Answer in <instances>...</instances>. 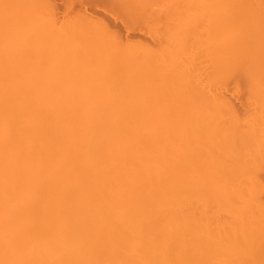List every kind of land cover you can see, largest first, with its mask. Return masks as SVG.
I'll use <instances>...</instances> for the list:
<instances>
[{
	"label": "bare ground",
	"instance_id": "obj_1",
	"mask_svg": "<svg viewBox=\"0 0 264 264\" xmlns=\"http://www.w3.org/2000/svg\"><path fill=\"white\" fill-rule=\"evenodd\" d=\"M166 1L0 0V264H264V0Z\"/></svg>",
	"mask_w": 264,
	"mask_h": 264
},
{
	"label": "rangeland",
	"instance_id": "obj_2",
	"mask_svg": "<svg viewBox=\"0 0 264 264\" xmlns=\"http://www.w3.org/2000/svg\"><path fill=\"white\" fill-rule=\"evenodd\" d=\"M133 1L136 3V5H137V2H138L139 4H144V5H145V1L147 2L148 0H145V1H144V0H133ZM143 1H144V3H143ZM154 1H156V0H153V1L150 0V1H148L147 3H148V5H149V4H150L149 2H153V3H154ZM158 1H159L158 3H159L160 5L156 2L157 5L154 3L156 6H153V4H152V5L150 4V5L153 6V7H151V6L149 5V6H147L148 9L154 11L153 8H155V9H156L155 11L157 12V11H158L157 9L159 8V10H161V12H162V9H163V8H162V5H165V4H163L165 0H162L161 2H160V0H158ZM168 1H169V0H167L165 3H168V4H169ZM36 2H37V1H36ZM36 2H34V4H35V6H36V8H37L38 10H40L41 8H43V3L41 4L40 2H37V3H36ZM58 2H59V3H58ZM64 2H65V1H64ZM64 2H63V0H59V1L57 0V6H58V8H59L58 10H59V11H62L63 13H64V12H67V11H64V10H68V9H66V7H65L66 4H65ZM147 3H146V4H147ZM161 3H162V5H161ZM34 4H33V5H34ZM64 4H65V5H64ZM75 4H77V5H79V6H77V5H75ZM75 4H74V6H75V7L77 6V8H78V7H79V8L82 7V8H80V9H84V8H85V5H86V4H81V5H80V4H78V3H75ZM59 5H60V6H59ZM72 6H73V5H72ZM86 6H87V5H86ZM88 6H89V4H88ZM88 6H87V7H88ZM158 6H159V7H158ZM160 6H161V9H160ZM170 6H172V5H168V6H167V10L170 8ZM64 7H65V8H64ZM156 7H158V8H156ZM163 7H164V11H165L166 14H169V13L172 12V16L176 15L175 13H173L172 10H171L170 12H167V11H166V6H163ZM168 7H169V8H168ZM62 8H63V9H62ZM70 8H73V7H70ZM77 8H76V9H77ZM73 9H74V8H73ZM76 9H75V10H76ZM80 9H77V10L79 11ZM68 11L70 12V10H68ZM164 11H163L162 13H164ZM168 11H169V10H168ZM62 12H61V13H62ZM69 12L67 13V15L69 14ZM70 13H71V14H69V15H72V14L75 15V14H77V12L74 11V10H73V12L71 11ZM159 13H160V11H158V13H157L158 16H157L156 18L159 17ZM162 13H161V14H162ZM59 14H60V12H59ZM73 15H72V16H73ZM169 15H170V14H169ZM160 16H161V15H160ZM165 16H166V15H165ZM165 16H162V17H163V22H162V19H161V18H160L161 21H159L160 19L158 20V21H159V23H158L159 26L155 24V23H156L155 19H152V21H151V22H152V25L155 24V25H156V28H158V29H160V28L163 29V28H164V31L167 30L166 26L169 25V24H173V22H172V19L170 20V17H169V16H167V18H165ZM61 17L63 18V14H61ZM73 17H74V16H73ZM213 18H214V16H213ZM166 19H167V21H165ZM173 19H174V18H173ZM59 20H61L60 15H59ZM156 20H157V19H156ZM168 21H169V24H167ZM161 22H162V24H163V23L166 24V26H165V27H164V26L160 27V23H161ZM153 23H154V24H153ZM155 25H154V26H155ZM144 36H145V35H142V37H144ZM164 38H165V37H163V39H164ZM164 41H165V39H164ZM236 76H237V75H236ZM226 77H227V76H225L223 79H225V80L227 79V80H228V81H227L228 83H227L226 81H224V80H222V81H223L224 83L226 82L225 84H224L223 82H220V83H223V84H224V85L222 84L223 87H225V86H229V87H225V88H229V89L234 85V82H233V83L230 82L231 84L229 83V81H230L231 78H233V81H234L235 79L239 78V77H240V78H243V77L240 76V75H238L237 78H234V75H233L232 77H231V75H230V76H229V77H230L229 79L226 78ZM244 79H245V77H244L243 79H241V80H244ZM213 81H215V80H213ZM213 81H212V82H213ZM239 81H240V79L236 80L235 82L238 83ZM244 81H246V83L249 84V82H247L248 79H247V80H244ZM244 81H241L239 84H241V83L244 82ZM213 83H214V82H213ZM213 83H212V84H213ZM246 83H243V84H241V85L244 86ZM214 84H215V83H214ZM214 84H213V85H214ZM218 84H219V83H218ZM218 84H216V86H217ZM229 84H230V85H229ZM214 86H215V85H214ZM214 86H213V87H214ZM220 86H221V85H220ZM245 86H246V85H245ZM248 86H249V85H247L246 87L248 88ZM223 87H222L221 89H223ZM234 87H235V86H234ZM238 87H239V86L237 85V87H236L235 89H237ZM218 88H220V87H218ZM225 88H224V90H225ZM243 88H245V87H243ZM243 88L241 87V91H242V92H243V90H244ZM229 89H228V90H229ZM235 89H234V91H233L232 89H230V91H228V90L226 89V90L224 91V93L222 92V90H220L222 93L219 94V96H220L219 99H221L222 96H223L224 98L226 97V99H225L226 102H228V99L230 100V101L228 102L229 104H230L231 101H232L231 104H233V103L235 104V105H234V104H233V105L230 104L232 107H229V104L226 103L224 99H223V100H224V102H223V100L219 101V99L214 101V99H215V98H214V99H213V102H212V104L214 103V105H216L215 107H217V103H218V101H219V103L221 102V104L217 107V109L220 108V107L222 108V106H223V107H224V110H223V108H222V110L225 111V112L228 110V108L231 109V110L229 109V110L227 111L230 115H228L227 113H225V115L227 114V116H228V119H227V120H228L229 122H231V119H233V118H231V117H235L236 113H237V114L239 113V115H236V117H237V116L240 117V116H241V113H240V112H243V111H246V110H247V111H246L247 113L244 112L245 116H247V118L250 117L251 115L249 116V112H251V109L253 108L252 103H250V104L252 105L251 108H250V104H249V106L245 104V103H247V99H248V98L246 97L247 95L245 94V92H246V91H249V89L244 90L245 92H243L244 94L242 93V95H243L242 97H241V95H240V97H238V96H239L238 93H237V96H236V97L234 96V95H235V92H236ZM245 89H246V88H245ZM239 90H240V88H239ZM218 91H219V89H218ZM231 91L233 92V94H232ZM225 92H226V93H225ZM227 93H228V94H227ZM247 93H248V92H247ZM222 94H226V95H222ZM249 94H250V93H249ZM197 95H198L197 97L201 96V94H199V93H197ZM244 95H245V96H244ZM230 96H232V97H230ZM248 96H249V95H248ZM252 96H253V95H252ZM209 97H210V96L208 95V97H206V100H207V99H208V101H209V99L211 100V97H210V98H209ZM234 97H235V98H234ZM245 97H246V98H245ZM200 98L202 99V97H199V99H200ZM212 98H213V97H212ZM217 98H218V97H217ZM217 98H216V99H217ZM236 98H238V99H236ZM199 99L196 98V102H198ZM201 99H200V101H201ZM231 99H232V100H231ZM235 99H236V100H235ZM251 99H252V97H251ZM197 100H198V101H197ZM204 100H205V99H202V101H201V102L199 101L198 104H201ZM206 100H205L206 103L203 102V104H205V105H203V106H205V108H206V109L204 108V111L208 109V112L206 111V112H207V115H208L209 112L212 111L213 113H211V115L209 114V116H212V115L214 114V112H217V110L214 111V109H213L214 107H213L212 110H211L210 108H211L212 106H211L210 108H207V107H209V106L212 105V104H211V101H210V104H209L208 101H206ZM240 100H241V101H240ZM248 100H250V97H249ZM216 101H217V103H216ZM235 101H237V102H235ZM222 102H223V103H222ZM215 103H216V104H215ZM239 103H240L241 105H240ZM207 104H208L209 106H206ZM222 104H224V105L227 106V107L225 108V106L222 105ZM243 104H245V105H243ZM239 105H240L241 107H240ZM242 105H243V106H242ZM233 107H236V108L234 109V111H233V112H236V113L234 114V116L230 113V112H232V108H233ZM245 107H249V109H246ZM221 108H220V109H221ZM237 108H238L239 110H241V109H243V110L238 111ZM209 109H210V110H209ZM220 109L218 110V113H217L219 116H220V114H222V112H219ZM236 109H237V110H236ZM235 110H236V111H235ZM248 110H249V112H248ZM237 111H238V112H237ZM233 112H232V113H233ZM247 114H248V115H247ZM263 114H264V113H263ZM225 115H224V112H223V117H224L223 119H224V120H225V117H226ZM242 115H243V114H242ZM215 116H216V115H215ZM229 116H230V119H229ZM221 117H222V115H221ZM244 119H246V118L243 117V120H244ZM227 120H225V121H226L227 123H229ZM240 120H242V116L240 117ZM261 168H262V167H261ZM263 169H264V167H263ZM263 169H262V170H263ZM256 174H257V175L259 174V176H261L262 178L259 177V176H258L257 178H255V177L257 176ZM256 174H255L256 176H255L254 178H255V179H259V181L262 180V183H261V181H260V184H262V187H263V186H264V185H263V184H264V171H263V174H262L260 171H259V173H256ZM261 193H262V194L264 193L263 189H262ZM262 196H263V195H262ZM262 196H261V199L263 198L262 200H264V197H262Z\"/></svg>",
	"mask_w": 264,
	"mask_h": 264
}]
</instances>
